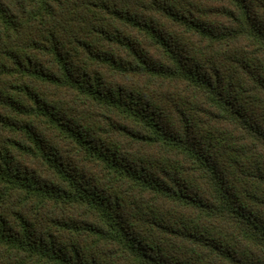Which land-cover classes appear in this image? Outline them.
Instances as JSON below:
<instances>
[{"label": "trees", "instance_id": "trees-1", "mask_svg": "<svg viewBox=\"0 0 264 264\" xmlns=\"http://www.w3.org/2000/svg\"><path fill=\"white\" fill-rule=\"evenodd\" d=\"M0 264H264V0H0Z\"/></svg>", "mask_w": 264, "mask_h": 264}]
</instances>
